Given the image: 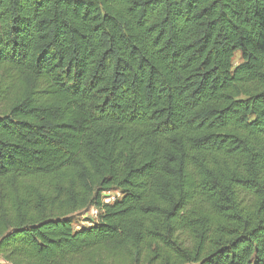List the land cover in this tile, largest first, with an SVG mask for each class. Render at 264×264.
Here are the masks:
<instances>
[{
  "label": "trees",
  "instance_id": "16d2710c",
  "mask_svg": "<svg viewBox=\"0 0 264 264\" xmlns=\"http://www.w3.org/2000/svg\"><path fill=\"white\" fill-rule=\"evenodd\" d=\"M0 255L264 264V0H0Z\"/></svg>",
  "mask_w": 264,
  "mask_h": 264
},
{
  "label": "rangeland",
  "instance_id": "374dc122",
  "mask_svg": "<svg viewBox=\"0 0 264 264\" xmlns=\"http://www.w3.org/2000/svg\"><path fill=\"white\" fill-rule=\"evenodd\" d=\"M242 61V57H241V54L239 53V52H237L236 54H235V56H234V58H233V62H234V64L236 65V64H238V63H240ZM114 195H116V193L115 192H113L112 194H111V196L112 197H114ZM79 218V217H78ZM79 220V219H78ZM80 223V222H79ZM0 264H6L5 262H4V259H3V257L0 255Z\"/></svg>",
  "mask_w": 264,
  "mask_h": 264
},
{
  "label": "built area",
  "instance_id": "2783aa9c",
  "mask_svg": "<svg viewBox=\"0 0 264 264\" xmlns=\"http://www.w3.org/2000/svg\"><path fill=\"white\" fill-rule=\"evenodd\" d=\"M94 214H96L97 213V209H93V211H92Z\"/></svg>",
  "mask_w": 264,
  "mask_h": 264
}]
</instances>
